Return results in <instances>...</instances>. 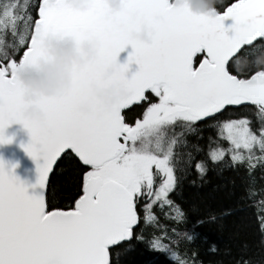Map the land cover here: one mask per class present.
Returning a JSON list of instances; mask_svg holds the SVG:
<instances>
[{
  "label": "snow or ice",
  "instance_id": "snow-or-ice-1",
  "mask_svg": "<svg viewBox=\"0 0 264 264\" xmlns=\"http://www.w3.org/2000/svg\"><path fill=\"white\" fill-rule=\"evenodd\" d=\"M87 2L84 9L72 0L0 5V143L11 141L5 135L10 123L23 124L31 136L23 147L37 160L39 185L29 192L0 160V264H122L134 242L173 264H204L184 241L201 239L197 227L230 210L189 222L169 195L193 159L191 152L181 158L178 149L197 124L215 127L228 146L211 148L209 160L244 166L249 174L264 167V0H231L210 12L193 11L189 0H125L116 15L107 0ZM226 18L234 20L231 35ZM144 23L154 29L151 43L131 37ZM66 34L98 37L100 56L74 71L66 92L42 98L43 119L30 118L16 67L37 62L47 36ZM127 45L132 46L129 61L139 65L131 78L125 75L128 63L117 62ZM108 64L115 67L105 79ZM93 83L117 85L113 99L96 98ZM83 101L90 104L86 111L80 108ZM137 102L147 105L142 118L127 123L122 110ZM73 156L82 166L80 187L67 204L57 205L46 196L49 173L58 159ZM195 169L203 176L207 161L196 162ZM154 205L168 206L165 217L189 225L187 230L169 232L158 225ZM257 221L264 243V216ZM148 225L160 233L145 235ZM210 250L216 251L214 243ZM233 264H264V258L241 254Z\"/></svg>",
  "mask_w": 264,
  "mask_h": 264
},
{
  "label": "trees",
  "instance_id": "trees-1",
  "mask_svg": "<svg viewBox=\"0 0 264 264\" xmlns=\"http://www.w3.org/2000/svg\"><path fill=\"white\" fill-rule=\"evenodd\" d=\"M4 2L6 0H0V5ZM230 2L231 0H217V5L226 6ZM9 51L11 52L12 49L9 48ZM22 52L23 47H20V50L15 52L16 57L22 55ZM150 100H155V97L150 95ZM146 106L144 102H139L123 110L126 122L134 124L137 119H141ZM232 112L243 114L245 110L234 108ZM247 114L251 116L250 111ZM252 119L255 121V117ZM196 128L195 132L184 134L187 144L178 149L181 158H185V153L191 152L193 159L183 180L169 194L170 198L187 212L189 222L205 217L210 211L217 214L225 210L230 211L227 215H218L215 222L199 225L197 231L201 239L192 244L184 241V244L195 249L204 264H233L234 259L241 254L253 260L264 258V243L261 241L262 233L257 221L258 215L264 216V203H262L264 202V167L258 165L249 174L244 166L224 167L219 163H213L208 159L209 150L218 145L227 147L228 142L218 139L215 127H201L197 124ZM167 131L170 134V130ZM194 146H198L199 151H196ZM200 160L208 163V170L203 176H199L195 169V163ZM81 167L78 158L74 156L63 157L57 161L50 174L46 190V196L52 203L65 205L75 197L81 183ZM249 189L254 195L249 196ZM153 211L156 213L157 224L164 226L169 232L173 227L180 231L189 227L187 224H177L174 220L165 217L164 213L169 212L168 206L161 209L154 205ZM160 231L159 227L148 225L145 235L153 232L158 235ZM213 243L216 245L214 252L210 250ZM122 264H173V262L162 254L148 252L145 244L134 242V247L122 257Z\"/></svg>",
  "mask_w": 264,
  "mask_h": 264
},
{
  "label": "water",
  "instance_id": "water-1",
  "mask_svg": "<svg viewBox=\"0 0 264 264\" xmlns=\"http://www.w3.org/2000/svg\"><path fill=\"white\" fill-rule=\"evenodd\" d=\"M72 2L77 8L84 9L88 7L87 0H72ZM124 3L125 0H120L119 7H113L110 0H107V7L113 15H116L124 7ZM191 7L193 11H195L192 4ZM224 23L226 28H228V34L231 35L232 29L229 26L234 23V20L232 18H226ZM144 24L140 25L136 30L140 29ZM65 45L71 46V50L67 54L66 63L65 57H61L57 54V49ZM89 45H91L92 49H94V52L89 51ZM42 49L43 54L37 62L23 63L16 68V77L20 81L23 90L24 112H26V109L28 108H35L41 113V116L38 119H43L45 116V109L41 103L42 98L58 96L70 89L73 84L74 71L78 68H83L94 63L99 58L101 42L99 38L94 35H88L86 37H80L72 34L61 36L49 35L43 40ZM130 52H132V46L127 45L117 54V62L121 64L128 63V68L125 72V75L128 78H131V76L139 68V65L135 60L129 61L128 57ZM114 67V64L104 66L103 77L105 79L111 78ZM25 73H33L37 76H43L49 81H51L52 78L59 73L60 83L53 92H49L42 87H31L26 84L23 79ZM110 87L112 86H101L96 83L91 85L93 95L101 101H105L102 93ZM89 107L90 104L87 101H83L80 104L81 110L86 111ZM5 135L11 136L12 139L8 143H0V160L7 163L13 173L25 183L29 192L38 191L37 160L34 159L23 147V145L27 144L31 140L29 131L22 123L13 122L5 129ZM13 165H15V167H12ZM55 165L56 164L53 165V168ZM51 172L49 173V177ZM33 185H35V187H33Z\"/></svg>",
  "mask_w": 264,
  "mask_h": 264
},
{
  "label": "clouds",
  "instance_id": "clouds-1",
  "mask_svg": "<svg viewBox=\"0 0 264 264\" xmlns=\"http://www.w3.org/2000/svg\"><path fill=\"white\" fill-rule=\"evenodd\" d=\"M113 7H119L120 0H110ZM192 4L193 8L197 12H210L216 8L217 0H189ZM154 29L147 23H145L140 29L134 31L132 33V37L135 40L142 41L144 43H151L153 40ZM71 46L65 45L59 49H57V54L61 57H65V63L67 62V54L70 52ZM89 51L94 52L91 45H89ZM26 84L31 87H42L49 92H53L56 90L58 84L60 83V75L57 73L56 76L49 81L46 77L37 76L33 73H25L23 76ZM117 85H113L109 89H106L102 95L104 97L105 102H110L113 99L114 92L116 90ZM25 114L33 119H38L41 116V113L35 108L26 109Z\"/></svg>",
  "mask_w": 264,
  "mask_h": 264
}]
</instances>
